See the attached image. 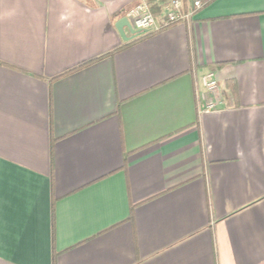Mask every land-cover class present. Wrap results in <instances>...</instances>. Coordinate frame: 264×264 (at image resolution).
Here are the masks:
<instances>
[{
	"label": "crops",
	"instance_id": "obj_1",
	"mask_svg": "<svg viewBox=\"0 0 264 264\" xmlns=\"http://www.w3.org/2000/svg\"><path fill=\"white\" fill-rule=\"evenodd\" d=\"M139 2L0 0V264H264V0Z\"/></svg>",
	"mask_w": 264,
	"mask_h": 264
},
{
	"label": "built area",
	"instance_id": "obj_2",
	"mask_svg": "<svg viewBox=\"0 0 264 264\" xmlns=\"http://www.w3.org/2000/svg\"><path fill=\"white\" fill-rule=\"evenodd\" d=\"M202 5L203 3L201 0H191L190 7L185 12L181 0H170L167 4V10L160 25L146 2H139L128 9L126 17L133 28L145 30L146 32H153L159 30L161 27L190 18L193 12L201 8ZM200 82L202 88L209 94H215L217 92L218 82L212 72H207L202 75ZM215 106L216 103L213 99H206V97L202 96L200 105L201 111L211 110L215 108Z\"/></svg>",
	"mask_w": 264,
	"mask_h": 264
},
{
	"label": "water",
	"instance_id": "obj_3",
	"mask_svg": "<svg viewBox=\"0 0 264 264\" xmlns=\"http://www.w3.org/2000/svg\"><path fill=\"white\" fill-rule=\"evenodd\" d=\"M125 27L129 30L130 36H126L124 32ZM115 28L118 31L119 35L121 36L122 40L124 41L129 40L135 36H138L146 32L145 30L133 28L126 17H122L119 20H117L115 23Z\"/></svg>",
	"mask_w": 264,
	"mask_h": 264
},
{
	"label": "trees",
	"instance_id": "obj_4",
	"mask_svg": "<svg viewBox=\"0 0 264 264\" xmlns=\"http://www.w3.org/2000/svg\"><path fill=\"white\" fill-rule=\"evenodd\" d=\"M168 1H170V0H168ZM183 1H185V0H183ZM202 1V3L203 4H206L207 2H209L210 0H201ZM169 3V2H168ZM167 3V4H168ZM148 7H149V9H150V11L152 12V14L154 15L155 13L153 12V9H152V7H151V5L150 4H148ZM184 7V6H183ZM91 61H93V60H91Z\"/></svg>",
	"mask_w": 264,
	"mask_h": 264
}]
</instances>
